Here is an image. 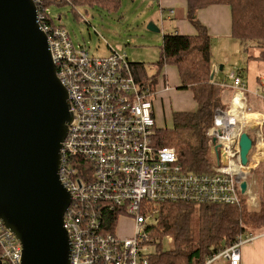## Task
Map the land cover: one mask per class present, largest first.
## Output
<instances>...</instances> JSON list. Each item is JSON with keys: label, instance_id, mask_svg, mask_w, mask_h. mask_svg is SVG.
<instances>
[{"label": "built area", "instance_id": "1", "mask_svg": "<svg viewBox=\"0 0 264 264\" xmlns=\"http://www.w3.org/2000/svg\"><path fill=\"white\" fill-rule=\"evenodd\" d=\"M34 2L72 113L60 163L61 182L71 193L64 215L72 243L70 264H149L148 227L157 219L158 204L237 205L242 195L252 200V165L240 158L242 123L248 115L237 69L230 73L238 89L233 104L215 110L207 131L215 162L207 172L188 171L173 146H159L156 91L137 81L127 55L112 51L95 57L86 47H76L63 25L48 22L43 0ZM243 181L248 182L245 193ZM123 218L132 221L130 234L118 232ZM258 236L247 232L205 264H241L240 247ZM22 254L21 241L0 218V264H22Z\"/></svg>", "mask_w": 264, "mask_h": 264}, {"label": "water", "instance_id": "2", "mask_svg": "<svg viewBox=\"0 0 264 264\" xmlns=\"http://www.w3.org/2000/svg\"><path fill=\"white\" fill-rule=\"evenodd\" d=\"M149 28L160 31L154 22ZM71 120L36 3L0 0V218L21 241L22 264H70L64 215L71 193L60 163ZM239 144L247 164L253 148L247 131ZM247 185L241 183L243 193Z\"/></svg>", "mask_w": 264, "mask_h": 264}, {"label": "trees", "instance_id": "3", "mask_svg": "<svg viewBox=\"0 0 264 264\" xmlns=\"http://www.w3.org/2000/svg\"><path fill=\"white\" fill-rule=\"evenodd\" d=\"M188 18L197 34L167 32L163 36L158 70L166 64L177 66L182 89H192L198 109L194 112L175 111L171 127H156L159 146L176 149L179 162L188 171L207 172L214 158L208 129L214 123L218 107L227 105L223 99L225 87L212 73V40L207 27L197 16L199 9L214 4H226L232 12L233 37L244 48L257 47L259 58L264 60V0H186ZM44 8L65 5V0H43ZM75 5L116 10L122 0H74ZM48 22L57 25L50 13ZM251 45L249 46V44ZM137 81L152 90L156 89L157 76H149L143 62H130ZM239 68L237 72L239 74ZM264 126V125H263ZM237 205L195 204L173 202L158 204L156 223L149 225L148 243L155 251L148 255L149 264H205L208 258L235 243L247 232L264 231V203L252 207L242 195ZM164 236L171 237V248H162ZM210 264H230L224 260Z\"/></svg>", "mask_w": 264, "mask_h": 264}, {"label": "rangeland", "instance_id": "4", "mask_svg": "<svg viewBox=\"0 0 264 264\" xmlns=\"http://www.w3.org/2000/svg\"><path fill=\"white\" fill-rule=\"evenodd\" d=\"M48 11L57 25L61 24L69 31L76 47H86L95 57L108 56L112 51H118L126 54L130 62L145 63L146 72L150 77L156 75L159 82L164 77L167 65L158 70L156 62L160 59L164 34L173 29V20L167 19L166 11H164V16H161L158 0H122V4L116 10L89 5L74 6L67 2L65 5L48 6ZM150 22H154L160 31L150 29ZM212 40V50L216 59L231 57L226 63L227 70L233 64L242 62L243 66L246 65L240 57L244 46L239 40L216 36H213ZM253 48L255 49V47H249L251 52ZM237 49L241 54L237 52ZM260 63L264 64V62ZM168 74L171 81L176 78L173 76V68H168ZM261 95L264 96V91H261ZM162 97V101L159 100L157 106L156 124L159 127H171L173 125L172 112L177 107L173 103V94L165 93ZM184 106L189 107V101ZM229 108L224 107V109ZM214 162L215 160L213 164ZM247 203L254 207L257 200H249ZM154 223L156 221H151L149 225ZM118 232L124 235L130 234L132 221L127 218L120 220ZM170 238L164 236L161 240L162 248L165 250L171 248ZM150 249L155 251L156 247L150 246Z\"/></svg>", "mask_w": 264, "mask_h": 264}, {"label": "crops", "instance_id": "5", "mask_svg": "<svg viewBox=\"0 0 264 264\" xmlns=\"http://www.w3.org/2000/svg\"><path fill=\"white\" fill-rule=\"evenodd\" d=\"M158 2L161 16H164V11H166L167 19L173 20V29L169 32L188 35L197 34L196 27L188 18V4L186 0H158ZM197 16L200 22L207 27L211 40L213 36L234 38L230 6L226 4L210 5L199 9ZM237 52H239L238 49ZM239 53L241 54V52ZM259 53L260 50L257 47L252 52L249 48H244L243 54L240 57L245 61L246 65L243 66L242 62L233 64L227 70L226 63L231 57L216 59L212 50V70L215 68L214 79L218 80L225 87L223 99L227 108L232 106L234 97L238 91L232 85L233 81L230 78L231 71L239 68V75L245 84L247 107L243 108V111L248 116L246 117L247 121H244L245 124L242 123V125L243 130L247 131L253 139V148L249 154V162L252 165L249 185L251 190L250 197L252 200H257V203L254 205L256 208L264 203V96L261 95V91H264V64L260 63L264 62V60L256 58L259 56ZM166 65L167 69L164 72V77L161 79V82L158 79L155 89V116L159 100L162 101V95L165 93L173 94V103L177 107L172 112V118L175 111H196L198 109V103L195 100L193 90L180 88L183 83L177 66L174 64ZM168 68H173V76H176L173 81L169 78ZM188 101L190 106H184ZM247 201L248 196H246ZM253 233L259 236L240 247L241 264H264V231L259 230Z\"/></svg>", "mask_w": 264, "mask_h": 264}]
</instances>
